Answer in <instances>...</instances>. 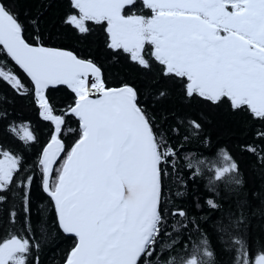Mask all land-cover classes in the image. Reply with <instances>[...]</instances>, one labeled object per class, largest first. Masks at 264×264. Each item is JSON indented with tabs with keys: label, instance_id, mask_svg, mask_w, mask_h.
<instances>
[{
	"label": "snow or ice",
	"instance_id": "1",
	"mask_svg": "<svg viewBox=\"0 0 264 264\" xmlns=\"http://www.w3.org/2000/svg\"><path fill=\"white\" fill-rule=\"evenodd\" d=\"M0 64V264H264V0H0Z\"/></svg>",
	"mask_w": 264,
	"mask_h": 264
},
{
	"label": "trees",
	"instance_id": "2",
	"mask_svg": "<svg viewBox=\"0 0 264 264\" xmlns=\"http://www.w3.org/2000/svg\"><path fill=\"white\" fill-rule=\"evenodd\" d=\"M8 67H9L8 64H0V69L7 70ZM10 98H11L10 93L6 91V89H4L2 86H0V104L6 103V100ZM209 131L211 132L214 138H218L224 141L227 145L233 148H235L238 142L242 140V136L239 134V132L231 126L222 127V126H217L214 124L209 129ZM68 135H71V133H68ZM193 151H195V149H193ZM196 158L197 159L203 158V154L197 155ZM254 159L255 158H250L248 160V163L250 164ZM245 179L249 180L250 182L252 179H254V177H252L251 175L250 169L246 170ZM204 183H206V181H201L200 185L198 186V191L204 190L203 189ZM186 204L187 206H189V208H191V205H192L191 196L188 197ZM36 206H37V201H34L33 203L34 209L36 208ZM37 219L38 217L34 215L33 217L34 226H35V222ZM259 223L260 221H258L256 218H252V226L250 227L251 233L255 234L259 231ZM209 231L211 230L209 229ZM212 245L215 251V259L219 262V264H231V261L233 259L232 253L230 251H222L221 244L218 242L215 236H213ZM62 247H63L62 244L58 242H54L53 246L45 248L44 251L41 253L42 264H55V260L57 259V256H56L57 249L62 248Z\"/></svg>",
	"mask_w": 264,
	"mask_h": 264
},
{
	"label": "clouds",
	"instance_id": "3",
	"mask_svg": "<svg viewBox=\"0 0 264 264\" xmlns=\"http://www.w3.org/2000/svg\"><path fill=\"white\" fill-rule=\"evenodd\" d=\"M213 259H214V257H213Z\"/></svg>",
	"mask_w": 264,
	"mask_h": 264
}]
</instances>
